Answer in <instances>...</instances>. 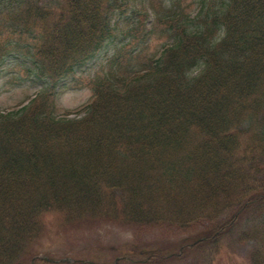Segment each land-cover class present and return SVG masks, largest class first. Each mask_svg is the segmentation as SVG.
Here are the masks:
<instances>
[{"label": "trees", "instance_id": "obj_1", "mask_svg": "<svg viewBox=\"0 0 264 264\" xmlns=\"http://www.w3.org/2000/svg\"><path fill=\"white\" fill-rule=\"evenodd\" d=\"M131 1L0 0V64L20 54L40 79L68 77L118 20L139 18ZM159 1L172 42L155 58L117 51L75 117L43 99L0 110V264L77 262L31 251L45 212L67 225L206 224L199 246L233 229L251 242L248 264H264V0H200L193 15Z\"/></svg>", "mask_w": 264, "mask_h": 264}, {"label": "rangeland", "instance_id": "obj_2", "mask_svg": "<svg viewBox=\"0 0 264 264\" xmlns=\"http://www.w3.org/2000/svg\"><path fill=\"white\" fill-rule=\"evenodd\" d=\"M47 1L53 0H37L42 5ZM173 1L160 0L161 11L171 8ZM199 1L177 0L183 13L189 15L198 11ZM131 5L142 12L139 18L130 14L125 23L141 18L143 24H138L137 30H126V24L118 20L114 37L70 76L57 82L36 77L33 64L24 56L8 55L0 64V110H16L44 100L46 109L56 116L67 112L75 117L77 110L91 100L95 78L109 71L110 58L117 51H140L143 57L155 58L163 46L172 42L166 32L169 20L152 9L151 0H132ZM148 29L151 32L146 34ZM24 38L28 42V37ZM43 225L44 234L32 244L31 251L55 260H76L73 264H248L251 247V242L238 243L233 229L219 236L218 246L207 242L195 245L208 235L204 232L206 224L186 229L165 223L136 227L109 220L67 225L56 212H45ZM150 253L157 258L155 261L149 260Z\"/></svg>", "mask_w": 264, "mask_h": 264}]
</instances>
